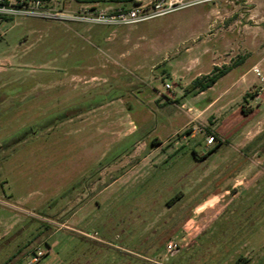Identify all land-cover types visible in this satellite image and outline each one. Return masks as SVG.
<instances>
[{"label":"rangeland","instance_id":"1","mask_svg":"<svg viewBox=\"0 0 264 264\" xmlns=\"http://www.w3.org/2000/svg\"><path fill=\"white\" fill-rule=\"evenodd\" d=\"M37 248L34 264H264V0L131 25L0 17V264Z\"/></svg>","mask_w":264,"mask_h":264},{"label":"built area","instance_id":"2","mask_svg":"<svg viewBox=\"0 0 264 264\" xmlns=\"http://www.w3.org/2000/svg\"><path fill=\"white\" fill-rule=\"evenodd\" d=\"M217 0H153L148 3H136L131 7H99L94 0H0V17L36 16L61 22L74 21L86 24L131 25L157 16L185 8L187 6ZM73 3L78 6L74 7ZM257 74L259 69L254 66ZM171 83H166L170 89ZM217 140L210 133L208 144ZM176 245L170 242L168 252L174 253ZM45 251L37 248L32 252L27 264L38 262Z\"/></svg>","mask_w":264,"mask_h":264},{"label":"trees","instance_id":"3","mask_svg":"<svg viewBox=\"0 0 264 264\" xmlns=\"http://www.w3.org/2000/svg\"><path fill=\"white\" fill-rule=\"evenodd\" d=\"M94 1H98V0H94ZM112 1H116V2L117 1L118 2L128 1V2H132V3H138L137 0H112ZM233 67H234L233 65H223L221 67L215 66L214 67V70L212 72L207 73V74H203V75H200V76H197L196 78H194L191 81V83L186 87L185 93L186 94L196 95L198 93H201V92L209 89L214 84H216L219 81V79H221L223 76H225L226 74H228L232 70ZM248 94H250L251 96H253V94H251V93H247L246 95H248ZM242 110L244 112H246V109L243 108ZM215 137L217 139V144L215 146L211 147L210 149H208V151L205 152L202 155V158L203 159L204 158H208L212 153H214V152H216L218 150V148L220 147V144H223V141L218 137V135L216 133H215ZM181 196H182V194H179V195H176L174 198H171L168 201L169 205H173V203H175V201H177L178 199H180ZM48 227H50V226H48ZM206 228L210 229L211 227H204L202 229V232L203 233L204 232H207ZM90 239H93V238L91 237ZM97 242H99V241L97 240ZM15 256H16V254H13V255L9 256L4 261H2L1 264H10V263L11 264H21L22 262L20 260L13 261L14 258H15ZM246 260L247 259L243 255H239L236 258L235 263L236 264H244L246 262ZM12 261H13V263H12ZM127 261H128V259H127ZM127 263L128 264H131L129 261L126 262V264ZM146 264H148V263L146 262Z\"/></svg>","mask_w":264,"mask_h":264},{"label":"crops","instance_id":"4","mask_svg":"<svg viewBox=\"0 0 264 264\" xmlns=\"http://www.w3.org/2000/svg\"><path fill=\"white\" fill-rule=\"evenodd\" d=\"M112 1V0H111ZM111 3V2H110ZM106 7H110V8H112V7H117V5H114V4H108V6H106ZM119 7V6H118ZM215 85V84H214ZM158 101H159V99H158ZM162 101V100H161Z\"/></svg>","mask_w":264,"mask_h":264}]
</instances>
